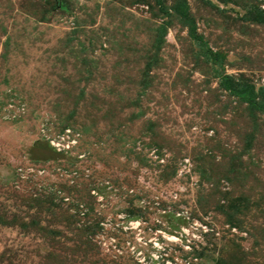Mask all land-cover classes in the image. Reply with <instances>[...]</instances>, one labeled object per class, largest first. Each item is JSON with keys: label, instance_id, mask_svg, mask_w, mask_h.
Masks as SVG:
<instances>
[{"label": "rangeland", "instance_id": "1", "mask_svg": "<svg viewBox=\"0 0 264 264\" xmlns=\"http://www.w3.org/2000/svg\"><path fill=\"white\" fill-rule=\"evenodd\" d=\"M261 103L264 0H0V264H264Z\"/></svg>", "mask_w": 264, "mask_h": 264}, {"label": "trees", "instance_id": "2", "mask_svg": "<svg viewBox=\"0 0 264 264\" xmlns=\"http://www.w3.org/2000/svg\"><path fill=\"white\" fill-rule=\"evenodd\" d=\"M194 30V28L192 29V31ZM193 33H194V31H193ZM215 56H217V58L219 59L220 58V55L219 54H215ZM224 83H225V85L226 86H228V87H230V88H233V85L231 84L232 82H231V78L229 77V76H225V78H224ZM236 90L237 91H239V93H245L246 92V94H247V91L249 92L250 90L248 89L247 90V87H241V88H239V87H237L236 88ZM251 90H252V88H251ZM261 105L264 107V103H261Z\"/></svg>", "mask_w": 264, "mask_h": 264}]
</instances>
